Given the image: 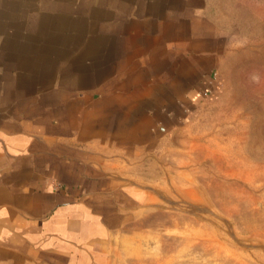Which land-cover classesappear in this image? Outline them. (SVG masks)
I'll return each instance as SVG.
<instances>
[{"label":"crops","instance_id":"1","mask_svg":"<svg viewBox=\"0 0 264 264\" xmlns=\"http://www.w3.org/2000/svg\"><path fill=\"white\" fill-rule=\"evenodd\" d=\"M219 30L209 0H0V264H116L183 198L211 207L181 149ZM245 230L264 243L263 218Z\"/></svg>","mask_w":264,"mask_h":264},{"label":"rangeland","instance_id":"2","mask_svg":"<svg viewBox=\"0 0 264 264\" xmlns=\"http://www.w3.org/2000/svg\"><path fill=\"white\" fill-rule=\"evenodd\" d=\"M209 3L222 41L210 84L212 116L194 129L199 142L188 141L181 151L184 173L191 147L198 153L211 207L183 198L176 213L160 215L167 220L164 237L125 241L116 264H264V243L247 239L245 230L246 222L264 219V0ZM190 132L188 127L182 136ZM170 216L182 223L170 224Z\"/></svg>","mask_w":264,"mask_h":264},{"label":"built area","instance_id":"3","mask_svg":"<svg viewBox=\"0 0 264 264\" xmlns=\"http://www.w3.org/2000/svg\"><path fill=\"white\" fill-rule=\"evenodd\" d=\"M214 93H215V92H214V89L211 88V89H209V90L207 91L206 95L210 97V96L214 95Z\"/></svg>","mask_w":264,"mask_h":264},{"label":"clouds","instance_id":"4","mask_svg":"<svg viewBox=\"0 0 264 264\" xmlns=\"http://www.w3.org/2000/svg\"><path fill=\"white\" fill-rule=\"evenodd\" d=\"M253 79L255 80V79H257L256 77H253Z\"/></svg>","mask_w":264,"mask_h":264}]
</instances>
